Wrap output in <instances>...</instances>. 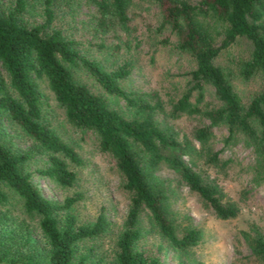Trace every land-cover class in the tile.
<instances>
[{"label": "trees", "instance_id": "trees-1", "mask_svg": "<svg viewBox=\"0 0 264 264\" xmlns=\"http://www.w3.org/2000/svg\"><path fill=\"white\" fill-rule=\"evenodd\" d=\"M152 1L158 8L160 29L173 35L175 48L193 61L187 72L188 87L171 102L168 114L207 118L209 123L194 133L200 143L210 138V129L216 123L226 127V140L243 135L264 174V0ZM133 5L134 0H0V207L13 194L20 202L21 213L35 218L44 240L42 253L35 252L30 247L28 228L20 227L21 250H11V229L6 233L5 228L14 219L0 211V264L101 263L93 262L79 249L81 242L106 231L104 215L98 214L91 223H78L69 209L80 199L79 194L56 202L43 197L32 181L34 171L60 186H71L75 174L65 159L80 162L46 116L48 104L41 83L67 124L95 135L99 150L114 159L130 194L109 264H158L157 257L134 248L140 238L136 224L141 208L173 248L186 249L199 241V231L194 228L175 235L166 212L164 189L151 178L160 163L166 164L217 218L235 216L236 206L221 203L217 190L203 183L183 159L190 155L187 143L177 140L169 128L156 121V113L163 110L158 95L122 89L119 81L128 74L127 63L113 68L93 53L106 48L102 40L108 33L123 45L128 39L136 41L132 36L136 28L131 24ZM80 6L90 13L85 20L77 21ZM238 38L246 39L251 46L239 66L240 76L245 79L259 74L263 78L261 90L247 104L241 103L215 63L219 52ZM117 45L112 48L117 49ZM75 71L90 77L106 94L122 100L132 109V116L126 118L110 108L103 95L74 77ZM205 87L211 89L217 104L201 110L198 103ZM10 130L26 136L35 152H43L47 163L43 168L28 170L30 154L15 148ZM214 156L211 154L210 159ZM250 241L253 251L264 258V241L257 231Z\"/></svg>", "mask_w": 264, "mask_h": 264}, {"label": "rangeland", "instance_id": "rangeland-1", "mask_svg": "<svg viewBox=\"0 0 264 264\" xmlns=\"http://www.w3.org/2000/svg\"><path fill=\"white\" fill-rule=\"evenodd\" d=\"M89 13L87 7L80 6L76 20H85ZM131 17V24L136 28L132 36L136 41L128 39L127 45H123L112 33H108L103 35L102 40L106 48L93 53L113 68L127 63L128 74L119 81L122 89L138 94L155 92L158 95L163 103V110L155 115L158 124L169 128L177 140L187 143L190 155L183 159L203 183L217 190L220 202L232 203L237 208L234 217L217 218L166 164L160 163L153 169L151 178L164 189L166 212L175 235L179 237L187 229L194 228L199 231L200 238L195 246L182 250L173 248L153 227L148 212L141 208L136 224L140 238L134 248L145 255L157 257L158 264H264V258L253 251L250 241L253 231H257L264 241V174L252 145L241 134L226 140V127L221 123L214 124L210 129V138L200 143L194 138V133L209 123L207 118L199 114H182L179 117L168 114L171 102L188 87L187 72L192 69L193 61L175 48L173 35L166 29H160L158 8L152 0H134ZM119 35L122 38L123 34ZM113 45L118 48H112ZM250 48L246 39L238 38L222 49L215 59L242 104H247L263 84L259 74L245 79L239 74V66L248 56ZM74 77L93 92L103 95L110 108L126 118L132 116V109L122 100L106 94L90 77L77 71ZM41 84L48 104L46 116L59 137L72 147L80 160L74 164L65 159L67 167L75 174L73 184L60 186L53 179L35 173L33 170L47 164L45 155L35 152L30 140L22 133L8 131L11 142L15 148L30 154L28 170L33 171L32 181L43 197L61 202L65 197L79 194L80 199L69 209L78 223H91L98 214L104 215L108 223L106 231L81 242L79 250L93 262L100 260V264H109L130 204V194L124 188V179L116 169L114 159L99 150L95 135L67 124L62 110L55 105L45 84ZM191 93L193 101L195 91ZM202 93L198 103L201 110L217 104L209 87H205ZM214 153V158L210 159ZM19 203L17 197L10 194L0 207L1 212L14 219L5 228L6 233L11 229L8 233L11 250H21L19 238L23 228L20 227H27L30 247L42 253L44 240L37 222L35 218L21 213Z\"/></svg>", "mask_w": 264, "mask_h": 264}]
</instances>
